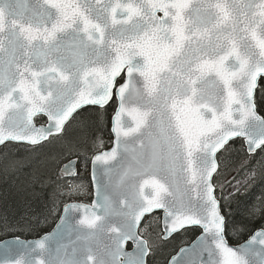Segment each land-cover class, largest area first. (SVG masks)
<instances>
[{
	"label": "snow or ice",
	"instance_id": "snow-or-ice-1",
	"mask_svg": "<svg viewBox=\"0 0 264 264\" xmlns=\"http://www.w3.org/2000/svg\"><path fill=\"white\" fill-rule=\"evenodd\" d=\"M261 77L264 0H0V161L46 175L59 213L39 239H0V264H264V224L232 245L224 211L264 178ZM89 163L96 198L61 210Z\"/></svg>",
	"mask_w": 264,
	"mask_h": 264
},
{
	"label": "trees",
	"instance_id": "trees-1",
	"mask_svg": "<svg viewBox=\"0 0 264 264\" xmlns=\"http://www.w3.org/2000/svg\"><path fill=\"white\" fill-rule=\"evenodd\" d=\"M255 100L257 110L260 114L264 115V77L259 80L258 87L255 93ZM114 106H108V116L110 117ZM103 139L109 136V124L103 128ZM105 140V139H104ZM241 141L237 140L234 149H239ZM27 155L23 146H12L9 158H20ZM247 157L241 152L239 160L246 159ZM260 159V157H256ZM255 163L254 161L252 162ZM31 169L25 168L17 172H5L3 168V161H0V222L4 219L13 225L19 227L5 236L0 231V239L9 238L12 235H17L21 238H34L49 231L59 213L55 215L49 214L48 209L51 207V200L54 196V188L42 183L46 179V175L40 174L41 179L32 182V177L29 175ZM87 178V177H86ZM83 178L84 184L88 187L87 198L90 196L88 179ZM264 198V178L257 177L255 182L251 184L246 190L242 189L241 193L233 198L230 208H225L226 213H230L228 219L232 222L230 227L237 229L243 228V232H232L229 235V242L231 244L238 243L245 240L254 230L264 224V220H248L246 218L247 209L257 203L258 199ZM63 203L67 202L61 197H57ZM89 201V198L88 200ZM158 215V214H156ZM199 232L197 231L196 234ZM194 236L189 234L187 237H178L174 241L175 247H179L181 240L192 239ZM172 250V246L165 250V255L168 251ZM164 256H156L153 264H163Z\"/></svg>",
	"mask_w": 264,
	"mask_h": 264
},
{
	"label": "rangeland",
	"instance_id": "rangeland-1",
	"mask_svg": "<svg viewBox=\"0 0 264 264\" xmlns=\"http://www.w3.org/2000/svg\"><path fill=\"white\" fill-rule=\"evenodd\" d=\"M109 136H110V133H109ZM105 140V147H108V146H110V143H111V137H107V136H105V138H104ZM89 165V164H88ZM79 175H78V177L77 178H75L76 179V182L77 183H82L83 185H85L84 184V182H83V178H86L87 177V172H88V166L86 167V166H84L83 164H81V166L79 167ZM88 178H86V180H87ZM85 188H86V193H84V194H81V195H79V196H74L73 198H72V201H70V202H74V201H83V202H85V201H87L88 200V198H90V197H88L87 198V190H88V187L85 185ZM85 203H87V202H85Z\"/></svg>",
	"mask_w": 264,
	"mask_h": 264
},
{
	"label": "water",
	"instance_id": "water-1",
	"mask_svg": "<svg viewBox=\"0 0 264 264\" xmlns=\"http://www.w3.org/2000/svg\"><path fill=\"white\" fill-rule=\"evenodd\" d=\"M261 78H263V77H261ZM261 78H258V82H259V80L261 79ZM109 132H110V128H109ZM110 135H111V133H110ZM111 138H112V136H111ZM110 147H111V145H110ZM109 147V148H110ZM89 180H90V184H91V188H92V198H91V201H90V203L89 204H91L92 203V201L96 198L95 197V186H94V184L92 183V179H91V165H89ZM62 210V209H61ZM157 213H159V212H157ZM59 218V217H58ZM56 222H58V219L56 220ZM56 222L54 223V225H53V227L48 231V232H51L52 230H53V228L55 227V224H56ZM48 232H46V233H48ZM46 233H44L43 235H41V236H39V237H36V238H29V239H24V240H36V239H39V238H41L42 236H44ZM252 235V234H251ZM250 235V236H251ZM249 236V237H250ZM248 237V238H249ZM11 238V237H10ZM247 238V239H248ZM21 239H23V238H21ZM246 239V240H247ZM245 240V241H246ZM245 241H243L242 243H244ZM242 243H240V244H242ZM129 246H130V248L129 249H126V250H128V251H131L132 250V245H131V242H129V244H128ZM127 246V245H126Z\"/></svg>",
	"mask_w": 264,
	"mask_h": 264
}]
</instances>
